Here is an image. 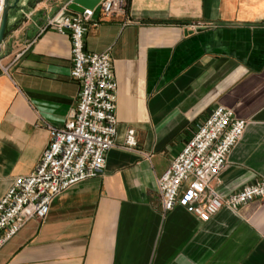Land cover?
I'll return each instance as SVG.
<instances>
[{
  "label": "crops",
  "instance_id": "1",
  "mask_svg": "<svg viewBox=\"0 0 264 264\" xmlns=\"http://www.w3.org/2000/svg\"><path fill=\"white\" fill-rule=\"evenodd\" d=\"M71 0H23L0 47V198L28 176L76 108L68 35L41 29ZM207 27L189 33L191 25ZM88 53L109 50L117 84L115 147L102 176L59 195L42 221L0 243V264H264V200L201 222L164 213L156 182L217 106L247 121L220 174L221 196L264 179V0H129L98 11ZM134 128L138 147L121 148Z\"/></svg>",
  "mask_w": 264,
  "mask_h": 264
},
{
  "label": "built area",
  "instance_id": "2",
  "mask_svg": "<svg viewBox=\"0 0 264 264\" xmlns=\"http://www.w3.org/2000/svg\"><path fill=\"white\" fill-rule=\"evenodd\" d=\"M0 0V20L4 9ZM129 0H100L94 9L72 12L65 5L41 29L68 35L72 68L69 76L80 84L76 108L63 126H47L48 145L34 170L15 178L0 198V243L12 239L30 220L42 221L52 202L86 180L102 176L107 153L115 147L117 84L109 50L88 53L84 38L96 11L103 18H126ZM66 16L60 23L57 17ZM198 25H191L194 31ZM247 121L224 106L215 107L197 127L156 187L164 213L180 207L201 222L221 209L237 212L254 200H264V179L221 196L217 187L228 157L242 138ZM138 147L134 128L125 132L122 149Z\"/></svg>",
  "mask_w": 264,
  "mask_h": 264
},
{
  "label": "water",
  "instance_id": "3",
  "mask_svg": "<svg viewBox=\"0 0 264 264\" xmlns=\"http://www.w3.org/2000/svg\"><path fill=\"white\" fill-rule=\"evenodd\" d=\"M23 0H5L4 1V9L3 13L1 15L0 20V47L1 43L4 40L5 32L7 28L8 18L10 13L16 14L18 12H25L30 8V5L24 4L21 5V2ZM28 1V0H27ZM100 0H71L69 4L67 5V9L76 12V13H82L85 9H94V7L99 3ZM66 16V13L63 11L56 19V23H60L63 18ZM207 27H197L194 31L195 32H202L207 30ZM193 31H190L189 33H192Z\"/></svg>",
  "mask_w": 264,
  "mask_h": 264
}]
</instances>
